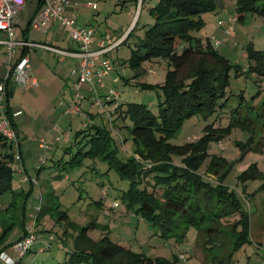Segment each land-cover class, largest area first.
I'll return each instance as SVG.
<instances>
[{"label":"rangeland","instance_id":"obj_1","mask_svg":"<svg viewBox=\"0 0 264 264\" xmlns=\"http://www.w3.org/2000/svg\"><path fill=\"white\" fill-rule=\"evenodd\" d=\"M70 1H73V4L79 3L78 0ZM85 1H96L100 6L99 10L84 6L92 20L86 22L81 16L80 22L94 26L96 35L105 32V39L108 41L113 36L125 38L124 35H128L136 26L125 42L106 55L113 62L114 69L102 79L106 87L101 88L100 92L105 95L110 88L116 89L120 93L117 101L105 108L106 111L102 107H93L92 104L90 107L88 101L80 106L85 113L87 109L95 114L96 125L111 131L113 146L118 149V155L127 157L133 155L134 150L131 139L123 141L128 137L127 128L122 127V120L115 121L113 128L114 121L109 114L112 112L113 117H116L117 113H114L118 105L128 101L145 103L155 113L158 111L157 89L143 88V85L164 82L168 69L166 61L145 62L140 74H136V70L127 62L135 42L144 36L145 30L155 22L149 7L158 0H146L145 6L139 7L136 19L134 15L138 7L134 0L126 1L124 7L120 0ZM37 5L38 0L28 2L27 9L19 18L18 35L21 29L28 27L29 18ZM79 11L80 8L78 13ZM234 16H239L237 0H223L215 10L204 12V26L192 31L194 36L203 40L211 39L220 53L228 57L234 66L243 69L240 74L232 70L227 89V103L208 117L198 114L187 118L169 141L173 144L195 141L205 134L208 124H212L214 128H224L225 132L219 140L211 139L208 156L200 168V173L213 185H219L217 176L208 173L206 167L214 157L226 162L227 168L221 180L224 186L235 192L250 212L252 241L235 252L234 238L229 233L226 239L223 237H226L224 232L220 234L216 243L222 245L214 247L207 243L208 237L203 230L200 231L197 241L196 227L190 228L183 239L174 235L164 236L158 225L136 213L137 205H131L124 196L130 188V181L123 178L100 153L84 157L82 163L75 166L66 163L65 169L61 167L64 162L56 165L55 161L59 158L66 161L71 159L79 149V144L74 143V134L85 128L87 120L94 123V119L84 118L79 112L68 113L67 106L64 109L60 105L64 94L71 96L67 76L70 57L66 58L68 61H64L62 54L50 50L44 52L43 49L37 48L30 52V58L32 76L40 79L39 84L34 87L17 83L13 85L15 95L11 103L14 109L23 113L19 118L23 131L22 141L28 140L25 151L29 173L24 171L21 174L13 168V190L4 192L0 197V238L5 231L8 233L6 238L0 241V248L4 249L2 252L6 251L15 261L19 260L20 255L12 243H15L25 230L32 229L42 195L52 187L60 194L62 208L68 211L72 220L81 225H87L94 220L99 222L98 226L89 232L95 239L106 232L112 242L127 250L153 258L163 257L174 261L175 264H224L226 256L230 255V264H264V179L248 177L245 174L254 164L264 173V77L253 71L244 72L250 65L248 45L252 43L255 49L264 51V16L247 13L243 20L234 23L232 33L228 34L219 21L228 22ZM1 38L3 32H0ZM29 39L51 42L48 35L33 28L29 30ZM5 52V45L0 44V78L7 73ZM57 55L62 58L58 59ZM62 87L64 94H60ZM70 121V131L73 132L70 140L58 143L59 155L51 158V150L39 148L40 139L45 138L47 143H55L56 136L59 134L58 137H63L61 131L71 127ZM127 122H130V119ZM52 127L60 132L53 134ZM71 145L72 152H65L64 146ZM42 154L48 158L45 166L39 159ZM176 161L179 162V159L176 158ZM59 173L64 175L63 178H54ZM233 219L231 216L223 220L226 231H229ZM105 225L108 226L106 229ZM35 226L39 237L32 245L31 251L26 253L18 264H57L58 260L64 261L67 255L64 249L60 248L64 226L56 223L50 215ZM201 227H205L204 224ZM72 242L71 237L66 240L69 246ZM49 244L51 248L42 250ZM0 264L7 263L0 258Z\"/></svg>","mask_w":264,"mask_h":264},{"label":"trees","instance_id":"obj_2","mask_svg":"<svg viewBox=\"0 0 264 264\" xmlns=\"http://www.w3.org/2000/svg\"><path fill=\"white\" fill-rule=\"evenodd\" d=\"M120 1L124 7L129 0ZM222 3L223 0H158L149 7L155 22L149 25L144 36L135 42L127 62L136 70V74H140L145 62L166 61L168 69L164 82L143 85V88L157 89L158 111L155 113L145 103L128 101L118 105L114 113H117L116 117H113L112 112L110 114L114 121L113 128L115 121L124 122L122 127L127 128L128 137L123 141L132 140L133 155L120 157L118 149L113 146L111 131L87 120L85 128L74 134V143L79 144V149L71 159L66 161L59 158L55 162L56 165L64 162L61 167L65 169L66 163L75 166L81 164L84 157L100 153L123 178L130 181V188L124 196L131 205H137L136 213L158 225L162 235H174L183 239L190 228L196 227L197 241L200 231L203 230L208 237L207 243L214 247L222 245L216 243L220 234L224 232L226 237H223L226 239L229 233L234 238V251L237 252L247 242L252 241L250 212L235 192L223 185L221 179L227 168L224 160L214 157L206 167L208 173L217 176L219 185H213L200 173V168L208 156L211 139L219 140L225 132L224 128L218 129L208 124L205 134L195 141L183 144H173L169 141L187 118L198 114L208 117L224 106L229 99L227 89L232 70L234 69L236 74L243 71L220 53L211 39L203 40L192 34L193 30L204 26L202 14L215 10ZM145 4L146 0H141V8ZM237 11L238 20H243L250 12L264 16V0H237ZM30 28L29 21L28 27L22 30L20 37L27 38ZM135 28L136 26L131 29L123 41L130 37ZM247 49L250 65L244 72L253 71L264 77V51L255 49L252 43ZM26 52L23 48L19 49L18 54L21 56ZM14 81L16 82L14 77L7 81L6 103L8 113L18 130L10 103L13 96L11 84ZM112 98L106 101H117V98ZM128 119L130 122H127ZM72 150L73 145L65 149L67 153ZM13 163L15 161L11 143L0 134V197L4 192L13 190ZM42 164L45 166L47 159ZM71 165L70 167H73ZM245 174L248 177L264 179V173L256 164ZM63 176L59 173L54 178L60 179ZM62 206L60 194L51 187L42 195L36 218V224H40L44 217L50 215L56 223L64 226L60 248L64 249L67 256L64 261L58 260L57 264H175L174 261L163 257L153 258L127 250L112 242L106 232L95 239L89 232L96 228L99 222L94 220L87 225H81L72 220ZM231 216L234 219L229 231H226L223 220ZM203 224L205 227H201ZM107 227L104 226L105 229ZM27 233L28 230H25L17 241ZM7 235L5 231L0 241ZM70 237L73 241L71 246L66 243ZM49 248L51 244L42 250ZM31 249L32 246L19 256L18 261L14 260L13 264H18ZM3 250L0 248V252ZM231 256H228L229 259L226 256L224 264H230Z\"/></svg>","mask_w":264,"mask_h":264},{"label":"built area","instance_id":"obj_3","mask_svg":"<svg viewBox=\"0 0 264 264\" xmlns=\"http://www.w3.org/2000/svg\"><path fill=\"white\" fill-rule=\"evenodd\" d=\"M70 4V0H39L38 8L30 20V27L47 32V29L51 25L58 23L78 45V49L74 52L61 50L49 43L32 41L28 37L21 38L16 28L19 23V17L27 6V0H0V32H3V38L0 39V44H4L6 47L5 65L7 69V73L0 80V134L11 143L15 161L13 168L21 172L25 171L23 165L17 169L19 162L23 161L21 141L18 130L14 126L7 109V81L11 77H14L19 85L25 87H34L39 84L38 79L32 76L30 52L33 49L51 50L60 54L75 55L79 58L80 64L76 70L78 78L72 86L73 99L68 107L69 112L83 113L80 106L84 99L83 88L85 84L90 86V90L94 94L92 106L102 107L104 111H106V100H110L112 97L117 98L120 94L116 89L110 88L104 100L99 95L98 87H105L102 79L114 69L113 62L106 55L119 45L124 37L114 36L109 42L102 40L94 47L96 43L95 27L81 24L78 20L76 10L69 9ZM77 5L78 3L75 4V8ZM87 5L93 9H97L98 7V3L95 1H88ZM237 21L238 17L234 16L228 22L223 20L219 21V24L224 26L228 34H231L233 25ZM23 48L27 52L20 56L18 54L19 49ZM21 114L22 111L18 110L13 111L12 115L16 117ZM60 139L61 137H57L56 141H60ZM40 144L43 147L50 146L45 138L40 139ZM39 159L41 162H45L47 158L45 154H42ZM35 225L36 222L25 237L13 244V248L17 251L18 255H23L39 237ZM0 257L7 264L14 263L13 257L6 252H2Z\"/></svg>","mask_w":264,"mask_h":264},{"label":"crops","instance_id":"obj_4","mask_svg":"<svg viewBox=\"0 0 264 264\" xmlns=\"http://www.w3.org/2000/svg\"><path fill=\"white\" fill-rule=\"evenodd\" d=\"M29 1H32V0H27V6H26V8H25V10L27 9V7H28V2ZM71 2V4L69 5V9H71V10H76V12H77V17H78V20H79V22H80V18H81V16H83V18H84V20H86V22L88 21V22H91V20H92V17L91 18H89V11H88V9H86V7H88V5H87V3H85L86 1L85 0H78V5L76 6V8H75V4H73V1H70ZM96 2V1H95ZM38 4H39V0H38ZM73 4V5H72ZM125 4H127V2L125 3ZM136 5H137V7H138V9H137V12H136V14L134 15V18L136 19L137 18V15H138V12H139V7H141V0H139V2L138 3H136ZM84 6H86V7H84ZM99 6H100V4L98 3V7H97V9H94V10H99L98 8H99ZM90 7V6H89ZM88 7V8H89ZM37 8H38V5L36 6V8H35V10L33 11V13H32V15L30 16V18H29V21L31 20V18H32V16L34 15V13L36 12V10H37ZM80 8V11H79V13H78V9ZM90 8H92V7H90ZM24 10V11H25ZM23 11V12H24ZM129 12H131V11H129ZM23 13H21V15H22ZM88 16V17H87ZM20 18V17H19ZM88 18V19H87ZM81 23V22H80ZM83 24V23H82ZM132 26V25H131ZM23 29H25V28H23ZM23 29H21V31L19 32V36H21L20 34H22V30ZM16 31H17V33H18V26H17V28H16ZM40 31H42V30H40ZM128 31L129 30H127V33H128ZM43 32V31H42ZM46 35H48L49 36V40L51 41L50 43L52 44V45H54V46H56L57 48H59V49H61V50H65V51H72V52H74V51H76L77 49H78V45L69 37V34L67 33V31L64 29V28H62L58 23H55V24H53V25H51L48 29H47V32H44ZM124 36H127L126 34L124 35ZM114 37V36H113ZM28 38H29V34H28ZM111 39H112V37H111ZM102 40H105L106 42H109L107 39H105V32H100L99 33V35H96V43L94 44V47H96V44L97 43H99V42H101ZM33 41V40H32ZM38 42V41H37ZM123 42H125V41H122L121 43H123ZM43 43H47V42H43ZM49 43V42H48ZM49 43V44H50ZM120 43V44H121ZM115 49V48H114ZM5 51H6V47H5ZM44 52H47V51H49V50H43ZM51 51V50H50ZM51 52H53V51H51ZM53 53H56V52H53ZM57 54H60V53H57ZM58 57H59V55H57ZM62 56H64V58L63 59H65L64 61H68V59H66L67 57H70L69 59H71L70 61H68V62H70V69H69V71H68V73H67V76H68V79H69V90H70V92H71V96L69 97V95L67 94V95H65L64 94V90H63V87H62V89H61V91H60V94H64V99H61V102H60V105L65 109L66 108V106H67V108L69 107V104H70V102H71V100L73 99V89H72V86H73V84H74V82L77 80V78H78V74L76 73V70H77V68L79 67V64H80V60H79V58L77 57V56H75V55H65V54H62ZM57 57V58H58ZM62 57H59L58 59H61ZM111 73V72H110ZM109 73V74H110ZM108 74V75H109ZM37 79H38V82H40V79L37 77V76H35ZM14 84H16V82L14 81L12 84H11V86H12V89H13V96L12 97H14V95H15V92H14V88H13V85ZM18 85V84H17ZM106 87V86H105ZM104 87V88H105ZM100 89H101V87H98V92H99V95L103 98L105 95L104 94H102L101 92H100ZM83 93H84V99H83V101H82V103H81V106H82V104H84L85 102H90L89 103V106H90V104H92V102H93V98H94V94H93V92L90 90V86L89 85H87V84H85L84 85V88H83ZM60 96V95H59ZM12 97H11V99H12ZM11 99H10V103H11ZM89 99V100H88ZM116 100H113L112 102H107L106 103V107L105 108H107V107H110V106H112V104H114L113 102H115ZM11 107H12V110L13 111H18L19 109H14V107L12 106V103H11ZM90 107H92V106H90ZM85 109V108H84ZM86 110V113H85V111H83V113H79V115H81V116H83L84 118L86 117L87 119H89L90 117L92 118V119H94V123L96 124V118L97 117H95V114L94 113H92L91 111H88L87 109H85ZM67 112L68 113H74V112H69L68 111V109H67ZM108 112V111H107ZM106 112V113H107ZM23 114V113H22ZM20 116V115H19ZM19 116H16L15 117V121H16V124H17V127H18V130H19V134H20V139H21V150H22V156H23V161L22 162H19V165H18V168L17 169H19V168H21L22 167V165L24 166V169H25V172H27V173H29V170H28V162H27V160H26V151H25V146H26V141H28V140H26V139H23V141H22V137H21V135H22V133H23V131L21 130V124H20V122H21V120H20V118H19ZM62 116V115H61ZM64 117V116H63ZM96 121V122H95ZM70 128H65V129H63L61 132H62V136L63 137H61V139H60V141H56V139H57V137L59 136V132L60 131H58V129L57 128H54V127H52V129H51V132L53 133V134H58L57 136H56V139H55V143H49V145L50 146H48V147H42V146H39V148L41 149H47V150H51L52 151V157L51 158H54L56 155H59V153H58V147L60 146V145H58V143H61L63 140H70V138H71V135H72V133L73 132H71L70 130L72 129V121H70ZM56 144V145H55ZM40 145V144H39ZM57 146V147H56ZM39 148H37V150L39 149ZM64 148H66V146H64ZM66 152V151H65ZM47 158V157H46ZM48 159V158H47ZM15 171V170H14ZM16 171H18V170H16ZM19 173H21V174H23L24 172H21V171H19ZM251 233H252V230H251ZM6 252V251H5Z\"/></svg>","mask_w":264,"mask_h":264}]
</instances>
